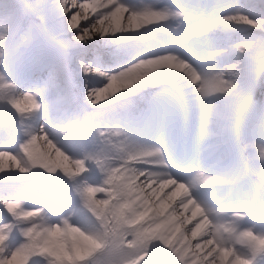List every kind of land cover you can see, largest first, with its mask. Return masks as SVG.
Here are the masks:
<instances>
[{"label":"snow or ice","instance_id":"6c2138e0","mask_svg":"<svg viewBox=\"0 0 264 264\" xmlns=\"http://www.w3.org/2000/svg\"><path fill=\"white\" fill-rule=\"evenodd\" d=\"M0 264H264V0H0Z\"/></svg>","mask_w":264,"mask_h":264},{"label":"bare ground","instance_id":"6f19581e","mask_svg":"<svg viewBox=\"0 0 264 264\" xmlns=\"http://www.w3.org/2000/svg\"><path fill=\"white\" fill-rule=\"evenodd\" d=\"M39 143H40V146H39L40 151H47L48 150L46 144H44L42 141L41 142L39 141ZM96 196H102V194L97 193ZM99 199H101V198H99ZM187 215H188V213H187Z\"/></svg>","mask_w":264,"mask_h":264},{"label":"rangeland","instance_id":"374dc122","mask_svg":"<svg viewBox=\"0 0 264 264\" xmlns=\"http://www.w3.org/2000/svg\"><path fill=\"white\" fill-rule=\"evenodd\" d=\"M37 147V146H36ZM37 150L39 151L38 147H37ZM102 198V197H101Z\"/></svg>","mask_w":264,"mask_h":264}]
</instances>
